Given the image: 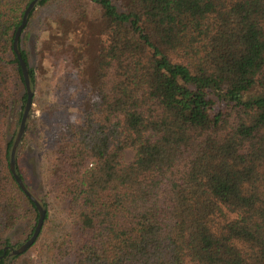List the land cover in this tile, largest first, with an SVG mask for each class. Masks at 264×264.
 Wrapping results in <instances>:
<instances>
[{
  "label": "trees",
  "instance_id": "16d2710c",
  "mask_svg": "<svg viewBox=\"0 0 264 264\" xmlns=\"http://www.w3.org/2000/svg\"><path fill=\"white\" fill-rule=\"evenodd\" d=\"M31 1L0 0V264H264V0L38 2L19 40L33 100L32 50H62L42 46L40 17L77 38L83 80L75 112L29 114L16 172L46 217L9 256L40 218L11 171Z\"/></svg>",
  "mask_w": 264,
  "mask_h": 264
},
{
  "label": "rangeland",
  "instance_id": "374dc122",
  "mask_svg": "<svg viewBox=\"0 0 264 264\" xmlns=\"http://www.w3.org/2000/svg\"><path fill=\"white\" fill-rule=\"evenodd\" d=\"M94 14L95 16L98 15L95 11ZM39 21L42 22L41 29H43V31L39 30L42 31L39 33V37H41L44 41L42 46L47 44L49 41H56L62 50L59 55L56 54L55 51L38 50L36 47L32 50L31 63L37 71L38 84L30 115L31 121L37 124L41 121L42 111L53 102L57 103L55 110L61 109L65 111V108H67L69 113L75 112L76 109L71 105L70 97L75 95L78 85H80L83 80L80 62L70 60L67 54V52L76 44L77 38L72 36L67 40L62 39V33L65 29L63 21H44L41 17L39 18ZM37 30L38 28H36V31ZM32 42V48H34L36 45V39L33 38ZM134 157L135 151L133 149L127 150L125 157L126 162H132ZM38 160L39 158H37V155L30 150L28 154V161L31 168H36ZM53 220L55 222H52L50 227L52 226L51 233L55 236L62 230V221L57 217H53ZM37 256V252L29 253V255H26L20 264H31V262L35 261V258L37 259Z\"/></svg>",
  "mask_w": 264,
  "mask_h": 264
},
{
  "label": "water",
  "instance_id": "95a60500",
  "mask_svg": "<svg viewBox=\"0 0 264 264\" xmlns=\"http://www.w3.org/2000/svg\"><path fill=\"white\" fill-rule=\"evenodd\" d=\"M40 0H33L31 1V3L29 4V6L27 7L25 14L23 16V21L22 24L20 25V27L17 30L15 39H14V51L18 56V59L20 61L21 67H22V71H23V75H24V79H25V83H26V87H27V94H28V98H27V103L24 109V115L19 127V131L12 149V153H11V171L14 174L18 184L20 185V187L23 189V191L26 193V195L28 197H30V199L36 204L39 213H40V218L36 227V230L33 234V236L27 240L21 247H19L18 249H12L9 256H17V255H21L23 253H25L37 240V238L39 237V234L41 232L42 226L44 224V220L46 217V211L45 209L41 206V204L39 203V201L30 193V191L27 189V187L25 186L23 180L21 179V177L17 174L16 172V152L17 149L22 141L23 135L25 133L26 130V124H27V120L30 114V111L32 109L33 106V92L31 90V84H30V77H29V72H28V67L25 63V61L22 58L21 52L19 50V40L21 37V34L23 32V30L25 29L27 22H28V18L29 15L31 13V11L36 7V5L38 4ZM7 249L4 250V255L2 257H0L1 259L4 258V256L6 255Z\"/></svg>",
  "mask_w": 264,
  "mask_h": 264
}]
</instances>
